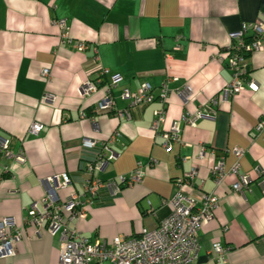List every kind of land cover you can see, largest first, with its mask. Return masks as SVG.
Wrapping results in <instances>:
<instances>
[{
	"label": "crops",
	"instance_id": "obj_1",
	"mask_svg": "<svg viewBox=\"0 0 264 264\" xmlns=\"http://www.w3.org/2000/svg\"><path fill=\"white\" fill-rule=\"evenodd\" d=\"M262 7L264 0H0V136L26 159L19 164L0 155V221L13 218L22 233L16 254L0 264H58L59 234L25 225L23 218L43 198L49 178L71 179V187L58 192L61 200L71 192L82 196L86 165L114 133L119 136L109 146L117 157L92 177L106 181L137 166L143 177L110 199L101 189L70 227L107 243L153 230L170 213L174 181L195 168V184L214 194L218 205L213 220L201 224L194 264H264V129L257 131L264 121V41L246 59L243 91L226 103L220 99L232 81L224 54L229 34L262 19ZM57 20L65 21L68 39L62 40ZM101 72L97 92L82 97L81 85ZM112 74L120 76L109 91L115 111H128V117L94 113ZM143 83L155 100L132 108L121 93ZM45 93L55 96L54 103L42 101ZM162 107L165 121L154 130L153 113ZM197 112L203 117L194 127L182 124L179 141L165 148L162 135L170 125ZM35 122L43 125L36 136L29 133ZM82 139L96 148L83 147ZM235 148L244 151L239 173L250 178L242 193L232 191L236 176L216 185L210 175L220 158L226 171L232 167ZM214 243L228 248L223 259L210 254Z\"/></svg>",
	"mask_w": 264,
	"mask_h": 264
},
{
	"label": "built area",
	"instance_id": "obj_2",
	"mask_svg": "<svg viewBox=\"0 0 264 264\" xmlns=\"http://www.w3.org/2000/svg\"><path fill=\"white\" fill-rule=\"evenodd\" d=\"M61 31L62 40L68 39V30L64 20L55 21ZM230 45L224 51L228 67L232 71L231 83L222 90L221 100L226 103L229 98L239 94L244 87L242 79L247 75L246 59L248 55L262 50L264 41V16L254 24H243L241 28L229 34ZM83 50L84 45L77 47ZM105 73L101 72L97 79L86 81L80 87L82 97H90L97 92ZM49 69L42 70V76L47 77ZM120 80L119 74H112L109 77L108 88L104 97L94 108L95 114L113 113L115 116H129L128 111L116 112L113 98L109 91L117 86ZM251 91H257V85L249 83ZM190 91L189 88L186 89ZM167 92L162 91L159 100L165 104ZM121 99L130 103V106L140 107L152 103L155 98L152 94V87L143 83L136 91L127 89L121 93ZM45 103H54L55 96L45 93L42 97ZM212 103L217 104V99ZM153 129L156 130L165 121V108L154 111ZM203 115L197 112L193 115H182L179 120L173 122L169 130L163 133L164 147L168 148L171 142L179 141L182 124L190 127L195 126L197 119ZM264 129V121L257 126V131ZM43 125L33 123L29 129L31 135H39ZM118 133L106 142L101 144L100 153L93 163L86 165V178L83 185V195L79 196L71 192L66 200H61L58 192L71 187V179L68 175L62 174L49 178L45 185V194L40 201L32 203L23 218L25 225H34L37 228H45L51 236L59 234V262L58 264H194L200 252L199 231L203 222L213 220L215 209L218 205L217 197L212 193H204L201 186L195 181L198 172L192 168L189 173L174 181L175 194L169 201L171 210L169 215L163 219L153 230L143 229L138 236L124 237L117 236L110 243L100 240H90L83 236L70 224L85 217V207L94 205V202L101 189H107L111 196L120 193L121 188L131 187L139 183L143 177L141 166L127 175H121L114 179L103 181L92 177L93 172L100 170L105 162L113 161L117 155L110 148V144L116 141ZM10 140L0 136V155L4 159L12 160L15 163L26 162L24 154L20 151L16 154L9 151ZM81 144L88 149L96 148V142L90 139H82ZM236 162L228 171L224 168L223 159L217 160L211 168L210 175L216 185H219L227 175L237 177L232 185V191L242 193L248 186L250 178L239 173V159L243 156L242 149L232 150ZM204 154L201 151L200 156ZM3 171L8 172V167L3 165ZM149 211L153 207L148 203ZM22 238L20 227L11 217L3 218L0 221V260L11 258L16 254L17 244ZM228 248L214 243L211 247V255L215 259H223Z\"/></svg>",
	"mask_w": 264,
	"mask_h": 264
},
{
	"label": "trees",
	"instance_id": "obj_3",
	"mask_svg": "<svg viewBox=\"0 0 264 264\" xmlns=\"http://www.w3.org/2000/svg\"><path fill=\"white\" fill-rule=\"evenodd\" d=\"M262 10H264V7H262ZM99 155V153L97 152V153H94V158L96 159L97 158V156ZM110 193L108 192V196H109V199L110 198H112V196L111 195H109ZM114 197V196H113Z\"/></svg>",
	"mask_w": 264,
	"mask_h": 264
}]
</instances>
